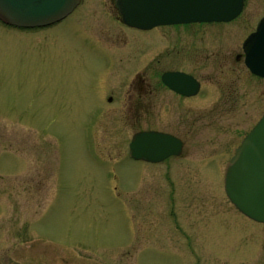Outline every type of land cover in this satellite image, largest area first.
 Masks as SVG:
<instances>
[{
	"label": "rangeland",
	"instance_id": "1",
	"mask_svg": "<svg viewBox=\"0 0 264 264\" xmlns=\"http://www.w3.org/2000/svg\"><path fill=\"white\" fill-rule=\"evenodd\" d=\"M263 13L264 0H245L231 22L170 27V64L191 70L199 61L208 93L212 73L233 65ZM71 21L40 37L0 22V220L9 221L5 241L0 229V264H264V224L237 212L223 186L226 161L263 113L264 80L233 65L240 72L234 108L194 100L185 103L195 110L164 112L155 123L179 125L184 155L137 162L127 157L129 116L112 114L109 129L99 128L109 116L102 118L88 92L100 65L75 53ZM107 21L114 22L97 19ZM161 34L136 33L132 47L154 49ZM128 68L110 70L123 77Z\"/></svg>",
	"mask_w": 264,
	"mask_h": 264
},
{
	"label": "flooded vegetation",
	"instance_id": "2",
	"mask_svg": "<svg viewBox=\"0 0 264 264\" xmlns=\"http://www.w3.org/2000/svg\"><path fill=\"white\" fill-rule=\"evenodd\" d=\"M104 15L111 17L114 22L107 21L104 23H98V17H104ZM263 15L264 13L262 16ZM239 16L240 14L236 18ZM68 18L72 19V24L69 26H72L73 30H75L79 35L78 40L72 41V44L75 42V45L73 46L75 53L80 55L81 51H86L89 55H92L94 58H96L100 65L101 70L98 74H96L97 79L93 82V88L88 92V95L96 98L92 105L96 107L97 110L102 112V118L105 115L106 117L109 116V123L103 124L100 127L98 126L99 128L102 127L101 131L109 129L107 126L112 125L113 121H111L110 118L112 117V114L117 118L121 116H129L131 120H133L132 126L134 128V131L130 136L129 143L133 135L141 131H158L166 133L182 142V150L179 155H171L166 159L156 163L144 160H135L129 156V151L127 150V157L137 162L156 165L163 162H168V160L171 158L178 159L184 155V149L185 146H187V142L186 139L176 129V127H179V125L176 127L170 126V128H163L156 125L155 123L156 119L162 120L164 112L165 114H168L167 111H174V109L177 112L179 110L184 111L186 109L195 110V107L186 106L187 104L185 103V101L194 100V102H196L198 105H200L202 102L210 101L209 105H207L208 107L210 106V109H215L217 107L222 110L234 108L236 102L234 101L233 79L236 77L235 79L237 81L240 77L238 76L240 72L238 70H234L232 68L233 65L241 64L238 66H241L242 69H245L250 76L264 80V78L252 75L246 68L244 64L242 44L240 46V51L236 52L233 56V65H231V63H222L220 69L221 71L217 73L214 71V73H212V85L214 87L213 89L211 88L208 93L205 91L203 93V90H205L204 79L209 77H203L200 74L199 61H195V68H192L191 70H186L184 68L182 69L179 65L180 62L176 64L173 61L172 65L170 64V51L174 50V47H176V39L174 41L169 36L168 31L170 27L177 28L189 26H209L212 24L223 23L191 22L166 24L158 25L146 30L129 27L121 20L116 6V0H79V3L73 9V11L60 22H63ZM60 22L56 24H59ZM56 24L38 27L37 36L40 37L42 36V33L45 34L46 30L55 28ZM256 24L247 33L246 37L255 30ZM122 30L134 33H132L131 36H128V34L125 32V36L127 37L122 38ZM153 30L156 32L162 31L161 36L157 35V37L160 39L158 45L154 49L151 47L148 49V47L145 46L146 49L142 54L137 53V50L141 49L144 45L140 44L138 49L137 47L136 49L132 47L137 40L135 37L137 35L134 34L137 33L138 35H145L150 31L152 32ZM123 62L128 63L129 68L126 75L123 77H118L122 72L120 70L112 71L110 68L121 66ZM216 68H218V66ZM236 69L238 68L236 67ZM165 73H184L185 75H188L193 80V82H190L189 80H177L178 78L168 80L172 84L181 86V90L184 92L181 93L172 89L167 83L163 81L162 77ZM222 77L227 78L228 80L231 79L229 84L222 81ZM194 82L197 84L196 91H194V93L185 94V91L191 92V90H194L192 89L191 85V83ZM201 108L202 106L197 107L199 110H201ZM179 116L180 115H178V118ZM195 118L196 120H202V115H197ZM179 119L182 121L183 117ZM142 123H145L144 127H141ZM250 129H248L246 134ZM233 154L234 151L232 155ZM166 169V172L169 171V167H166ZM8 222L9 221H3V218L0 220V229L2 230L3 241H5L4 224L8 226ZM2 253L4 256H6L4 252Z\"/></svg>",
	"mask_w": 264,
	"mask_h": 264
},
{
	"label": "water",
	"instance_id": "3",
	"mask_svg": "<svg viewBox=\"0 0 264 264\" xmlns=\"http://www.w3.org/2000/svg\"><path fill=\"white\" fill-rule=\"evenodd\" d=\"M79 0H0V21L20 28L50 26L72 12ZM244 0H116L122 22L139 29L191 22H229L242 11ZM244 64L251 74L264 78V15L242 44ZM178 78V79H177ZM172 89L181 86L168 80H193L184 73L162 77ZM185 94L194 93L197 84ZM182 142L166 133L141 131L133 135L129 156L135 160L160 162L179 155ZM224 191L231 204L249 219L264 223V113L245 135L225 166Z\"/></svg>",
	"mask_w": 264,
	"mask_h": 264
}]
</instances>
